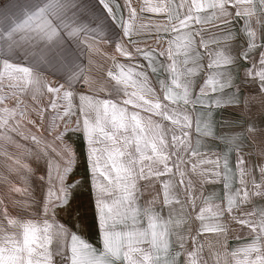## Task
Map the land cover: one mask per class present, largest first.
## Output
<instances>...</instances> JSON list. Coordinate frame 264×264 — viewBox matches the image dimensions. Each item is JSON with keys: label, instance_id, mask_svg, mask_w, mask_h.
<instances>
[{"label": "snow or ice", "instance_id": "1", "mask_svg": "<svg viewBox=\"0 0 264 264\" xmlns=\"http://www.w3.org/2000/svg\"><path fill=\"white\" fill-rule=\"evenodd\" d=\"M145 12L165 19L138 24ZM111 35L132 63L104 52L112 67L96 64ZM240 71L264 93V0L0 6V184L13 194L0 198V264H264V151L250 163L243 127L217 136L212 122L213 106L235 102L223 97ZM208 137L222 155L204 150ZM29 161L43 165L33 191L15 180L28 183ZM208 184L222 194H205ZM84 188L95 243L57 219L79 212ZM233 224L245 240L230 247L242 238Z\"/></svg>", "mask_w": 264, "mask_h": 264}, {"label": "crops", "instance_id": "2", "mask_svg": "<svg viewBox=\"0 0 264 264\" xmlns=\"http://www.w3.org/2000/svg\"><path fill=\"white\" fill-rule=\"evenodd\" d=\"M118 3H123V0H117ZM133 6L138 7L143 4V0H132ZM153 3L159 2V0H152ZM178 2V0H177ZM95 4V0H87L86 6L91 7ZM141 19L137 23H146L149 19L153 21L164 20L165 17L161 15H156L152 13H140ZM116 33H119L118 28H113ZM117 42L116 38H111V42L101 41L100 48L101 54L94 57L96 64H102L105 68L112 67V62L107 57H103V53L107 52L108 56H115L118 63H132L124 57H121L119 53L115 50V43ZM149 46L156 47V42L154 39L148 41ZM234 43V42H233ZM164 45H161L163 47ZM140 63H144L140 61ZM45 74H49L45 72ZM93 77L100 78L101 73L99 71L92 72ZM53 77V76H52ZM55 78V77H54ZM56 79V78H55ZM59 83H63L62 80H57ZM239 88L237 92L236 89ZM130 91L133 89H129ZM225 92L228 93L227 96L223 97V100L227 101L229 97H232L234 94L235 102L234 103H224L220 107L213 106L212 108V122L214 126V132L217 136L219 135H228L234 132L237 127L242 126L244 129L243 137L241 138L242 143V154L245 157V160L252 161L260 160L261 152L264 151V93L259 91V80H253L250 78H244L243 72H234L233 73V85L230 89H225ZM142 115H148L146 113H141ZM253 129L248 131L249 127ZM40 134H44V131H41ZM68 136L72 140L77 141L80 148H83V145L79 142L78 134L69 133ZM67 138V137H66ZM195 139V136H193ZM205 145L204 150H211L212 152H217L222 155L223 150H225V145L220 142H214L210 137L205 138L202 141ZM34 172L28 177V183H24L20 180L19 177H15L16 182L19 186L28 188L29 191H33L36 185L40 183L39 177L43 175L41 168L43 167L42 162L40 166L37 163L29 161ZM230 163L234 165L235 155L233 154L230 157ZM84 171V162L81 160L78 162L76 168L77 176H83ZM205 194L210 192H216L222 194V184H208L205 185ZM37 191V190H36ZM35 194V193H34ZM13 195L8 192L7 186L0 184V197L7 198L8 196ZM16 198V197H14ZM38 198V197H37ZM19 199H24V197H19ZM39 199V198H38ZM199 203V201L197 202ZM9 210L12 211L11 202L8 203ZM74 207L79 209V212L69 216L67 211L59 212L57 214V219L65 224L66 227L72 231H80L82 234L86 235L93 243L96 242L95 238L97 235V230L93 221V211L90 203L88 190L86 188L81 189V195L77 197L74 201ZM159 207V205H157ZM243 207H247L246 205ZM86 226V227H85ZM234 229V234H240L241 240L229 239V246H235L238 243H243L245 240L244 233L241 232L238 225H231ZM211 238V237H209Z\"/></svg>", "mask_w": 264, "mask_h": 264}, {"label": "rangeland", "instance_id": "3", "mask_svg": "<svg viewBox=\"0 0 264 264\" xmlns=\"http://www.w3.org/2000/svg\"><path fill=\"white\" fill-rule=\"evenodd\" d=\"M86 1H87V0H79V2H80L82 5H84V6H86ZM4 4H5V3H3V2L0 1V6H3ZM86 7H87V6H86ZM87 8H91V7H87ZM96 15H101L100 10H99V7H97ZM106 23H110V22H107V21H106ZM111 32H115V30H114V29H111L110 32H109L108 34H111ZM115 33H116V32H115ZM116 37H117L116 35H111V38H116ZM52 78H53V79H52ZM43 79H46L47 81H49L50 83H52L53 86H55L56 84L59 83L58 81H56V79H55L54 77H52L51 74H45V73H44V74H43ZM49 99H50V96L47 95V94H45V95H43V96L41 97V99L39 100V103H40L42 106H46L47 103H48V101H49ZM14 102H15L14 100L9 101V102H8V106H11ZM29 102L31 103V101H29ZM68 126H69L70 128L75 126V118H73L72 124H69ZM63 128H64V122L61 121V122L59 123L58 131H62ZM33 131H35V130L33 129ZM41 131H44V125H42V124L40 125V132H41ZM65 139L67 140L68 138H65ZM34 193H35V195L39 198V191H38V189H37V191H35ZM0 198H1V197H0Z\"/></svg>", "mask_w": 264, "mask_h": 264}, {"label": "built area", "instance_id": "4", "mask_svg": "<svg viewBox=\"0 0 264 264\" xmlns=\"http://www.w3.org/2000/svg\"><path fill=\"white\" fill-rule=\"evenodd\" d=\"M1 2H3V3H7L8 2V0H0Z\"/></svg>", "mask_w": 264, "mask_h": 264}, {"label": "bare ground", "instance_id": "5", "mask_svg": "<svg viewBox=\"0 0 264 264\" xmlns=\"http://www.w3.org/2000/svg\"><path fill=\"white\" fill-rule=\"evenodd\" d=\"M53 79V78H52Z\"/></svg>", "mask_w": 264, "mask_h": 264}]
</instances>
